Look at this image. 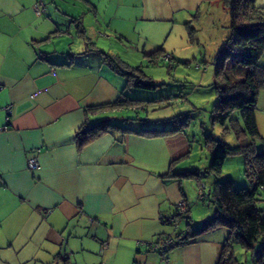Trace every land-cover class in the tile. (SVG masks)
I'll return each instance as SVG.
<instances>
[{
    "label": "crops",
    "instance_id": "0c3cea01",
    "mask_svg": "<svg viewBox=\"0 0 264 264\" xmlns=\"http://www.w3.org/2000/svg\"><path fill=\"white\" fill-rule=\"evenodd\" d=\"M39 1L45 12L37 16ZM217 6L203 0H0V264H164L136 242L186 237L214 215L197 208L182 177H160L173 161L181 172L189 154L183 132L154 138L113 132L83 146L76 134L134 112L93 109L117 101L126 85L102 61L119 45L103 35L135 38L145 59L158 49L166 55L164 37L182 32L196 16L200 23V12ZM255 6L264 8V0ZM72 23L75 34L63 29ZM154 39L159 43L152 46ZM257 65L264 69V56ZM254 111L264 139V90ZM36 150L41 168L30 172L27 158ZM179 202L191 226L186 219L177 226L162 222ZM226 236L225 229L198 234L172 247L167 264H218Z\"/></svg>",
    "mask_w": 264,
    "mask_h": 264
},
{
    "label": "trees",
    "instance_id": "16d2710c",
    "mask_svg": "<svg viewBox=\"0 0 264 264\" xmlns=\"http://www.w3.org/2000/svg\"><path fill=\"white\" fill-rule=\"evenodd\" d=\"M206 3L219 2L229 14V33L223 47L214 57L216 81L214 83L217 98L211 113L212 124L224 127V131L232 132L236 138L248 137L247 144L230 148L225 143L214 142L208 138L210 163L207 173L219 177L226 158L241 155L245 160V176L250 185L235 189L230 181H216L211 193L214 215L202 223L201 227L183 236L181 243L198 234L225 229L227 236L221 247V257L218 264H236L233 248L239 246L245 253L258 249L254 264H264V214L257 208L264 201V139L259 135L255 105L259 92L264 90V69L257 65L264 56V8L255 6V0H203ZM190 31L191 26L185 25ZM236 56L233 57V54ZM162 49L151 53L147 58H162ZM234 58L230 64V74L224 65ZM102 61L117 71L126 80V88L153 90L158 85L153 84L140 68L118 65L113 58L102 54ZM239 72V73H238ZM125 89L117 101L111 104L94 107L98 110H132L137 113L142 100L129 99ZM133 111V110H132ZM112 120V119H111ZM107 120L92 127H86L77 132L76 140L79 146L90 143L104 134L119 132L120 136L136 134L147 138L169 136L182 133L180 127L172 126L179 121L178 117L159 121L160 125L169 124V129L154 128L147 125L148 121L140 118H126L122 122ZM175 161L167 173L161 178H178L198 176L197 171H174ZM189 226V224H188ZM64 262V261H63Z\"/></svg>",
    "mask_w": 264,
    "mask_h": 264
},
{
    "label": "rangeland",
    "instance_id": "374dc122",
    "mask_svg": "<svg viewBox=\"0 0 264 264\" xmlns=\"http://www.w3.org/2000/svg\"><path fill=\"white\" fill-rule=\"evenodd\" d=\"M197 19L196 16L193 24H189L192 31L188 28L180 30L182 32L175 29L167 39L164 37L162 39L164 44L160 45L163 46L166 55L153 59L152 62H149L152 60L151 58L142 57L140 46H137L134 37L133 40L131 37L126 41L115 38L106 32L105 36L106 39L108 37L109 42L119 44L113 48V54H110L118 65L136 66L137 64L141 67L144 75L153 84L158 85L153 90L126 88L125 91L132 96L131 98L143 102L137 113L128 111L129 113L125 115L128 117L123 118L145 119L148 121L149 127L163 129H169L171 125H160L159 121L175 117H178L179 121L183 120V124L176 122L172 125L182 129L189 144V154L180 161L177 170L197 171L198 176L182 177L186 193L192 199H195L196 195L197 208L214 210L211 193L216 181H230L235 189L246 188L250 183L244 173L245 160L241 155L226 158L219 177L206 172L210 163L207 148L208 138L214 142L221 140L230 148L247 144L249 138L243 137L238 140L234 133L224 131V127L211 122V113L217 98L213 60L228 36L229 14L218 2L216 8L212 7L211 10L205 8L200 12V23L195 21ZM75 25V23H72L71 26L67 24L63 29L65 31L70 27V30L75 34L77 29ZM158 43L159 40H152V46ZM136 52L139 53V58L135 54ZM235 56L236 53L233 54V57ZM233 57L226 61L224 65L226 68L229 69L230 64L234 62ZM227 73H231L230 69L227 70ZM112 120L122 122L121 118L114 119L113 117ZM200 187H203V200L198 196ZM257 208L264 214V201L259 202ZM194 218L196 222L201 220ZM257 254V248L251 253H245L239 246L233 248L236 264H254Z\"/></svg>",
    "mask_w": 264,
    "mask_h": 264
},
{
    "label": "built area",
    "instance_id": "2783aa9c",
    "mask_svg": "<svg viewBox=\"0 0 264 264\" xmlns=\"http://www.w3.org/2000/svg\"><path fill=\"white\" fill-rule=\"evenodd\" d=\"M34 10H35V14L37 16H40L45 12V6L41 1H39L35 4ZM99 35L102 36V34H99ZM103 36L106 38L105 35H103ZM164 59L166 60V58H164ZM4 110L8 116L10 113V107L4 108ZM132 110L134 111L135 109L132 108ZM7 120H8V117H7ZM3 129L4 128H0V130H3ZM38 152H39V150L34 151L27 158V169L30 172L39 171L41 168L40 164H39L38 156H37ZM203 187H200L198 190V196L201 200L203 199V195H204V193L202 192ZM187 214H188V210H187L185 203L179 202L176 205L175 214L171 217L163 218L162 222L166 225L177 226L179 220L186 219L187 224H189V226H191L192 221L190 220V218L187 217ZM181 238L182 237L178 236V235L165 236V237H163L157 241H154V242H140L139 241V242H136V244L137 245H143V246L147 247V249H149V250L156 251L158 253V255L160 256L161 261L164 264H167V262H168V258H167L168 251L174 246L181 245L182 244L181 240H180Z\"/></svg>",
    "mask_w": 264,
    "mask_h": 264
}]
</instances>
